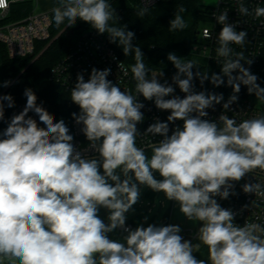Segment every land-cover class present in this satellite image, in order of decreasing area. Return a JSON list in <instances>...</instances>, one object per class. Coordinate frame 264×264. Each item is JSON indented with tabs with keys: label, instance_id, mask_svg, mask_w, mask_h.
I'll return each instance as SVG.
<instances>
[{
	"label": "clouds",
	"instance_id": "9594fccd",
	"mask_svg": "<svg viewBox=\"0 0 264 264\" xmlns=\"http://www.w3.org/2000/svg\"><path fill=\"white\" fill-rule=\"evenodd\" d=\"M238 5L242 15L254 12L256 18L264 17V7L250 12L243 0ZM7 8L8 0H0V9ZM147 11L145 6L137 15ZM185 11L181 6L169 21L170 31L188 27L180 15ZM52 13L57 27L65 21L66 27L77 20L87 22L99 34L107 33L125 56L134 53L131 72L137 95L121 91L107 79L110 69L93 68L88 79L83 73L77 75L71 101L79 113L73 117L83 124L81 131L98 153V158H88L76 150L65 121H56L37 104L35 92L25 89L26 106L0 132V260L13 264H206L193 255L200 244L185 240L179 225L126 227V214L139 202L140 186H146L175 201L187 220L200 222L196 238L207 246L211 264H264V227L237 225L236 213L215 199L235 195L230 191L232 182L255 169L264 170V116L237 122L221 114L219 124L205 119L207 109L224 101L223 94L194 92L192 83L199 78L201 84L210 80L220 87L226 77L233 94L223 103L225 110L238 100L241 85L264 101L258 77L243 66L242 53L233 58L230 47L243 46L247 31H237V25L228 21V12L216 16L222 25L216 48L217 56L224 58L220 74H194V61L168 54L177 69L172 81L185 94L181 98L167 81L149 78L143 52L133 44L135 33L127 25L110 24L115 10L107 0H59ZM140 95L154 101L157 109L170 110L165 122L157 119L144 131L162 137L149 145L150 158L136 145L137 125L145 118ZM5 101L7 107L15 106L10 94L0 95V120ZM30 111L44 127L28 116ZM178 120L182 126L169 135V124ZM242 190L264 197L261 183H245ZM101 208L107 210V223L99 216ZM116 229L127 233L122 241L109 238Z\"/></svg>",
	"mask_w": 264,
	"mask_h": 264
},
{
	"label": "built area",
	"instance_id": "2783aa9c",
	"mask_svg": "<svg viewBox=\"0 0 264 264\" xmlns=\"http://www.w3.org/2000/svg\"><path fill=\"white\" fill-rule=\"evenodd\" d=\"M26 0H8V8L0 9V21L8 18L11 6L17 2ZM140 4L145 7H152L162 0H139ZM244 5L253 12L256 7H264V0H243ZM238 0H218L215 7H210L206 22L199 28L196 33L195 42L192 46V54L206 65L222 66L224 58L218 57L216 48L218 47L217 37L222 28V25L217 23L216 16L222 12H228V21L237 25L236 30H246L247 38L243 46L232 44L233 58L235 53H242L244 61H241L244 67H252L259 63L264 55V17L256 18L254 12L251 15H242L238 12ZM52 12L34 13L28 18L14 23L0 25V44L7 47L9 57L11 59H20L31 57L34 55L36 42L47 41L50 39V28L52 25ZM207 31V36H205ZM251 60L249 65L246 62ZM123 65V68L119 67ZM110 69V74L107 79L117 84L121 91L127 90L132 95L136 96L135 84L131 68L128 67L117 55L115 50L108 43L103 34H99L91 25L79 36L75 49L62 58L50 72V80L61 85L70 93L76 83L77 75L83 73L85 79H88L91 70ZM124 69H127V75L124 74ZM161 72L148 73L149 78L157 77L159 82L167 81L174 89V95L184 97V93L172 81L174 74H163ZM193 91L208 93V80L201 84L199 78L193 80ZM216 94V93H215ZM224 97V101L214 105L213 108L207 109L208 115L204 117L210 121H218L221 114L240 122L245 119L258 118L264 116V101L255 99H238L234 102L229 110L223 108V103L229 97ZM171 98V97H166ZM138 101L144 104L141 111L144 114L143 122L137 125L140 134L137 136L136 145L144 148L145 151L151 150L150 144L158 142L162 137L151 136L144 134L148 126L154 123L157 119L161 122L167 120L170 110H159L155 107L154 101H148L142 95L138 96ZM26 104L15 107L10 114V119L13 115L19 114ZM46 110L47 108L43 106ZM195 115V114H194ZM28 116L37 120L39 117L32 111ZM182 121H175L169 124V135L177 126H181ZM219 124V121H218ZM222 126V124H221ZM83 124L76 123L74 119L70 127V132L73 135V144L78 152L88 158L97 157L98 153L91 148L90 142L86 141V137L81 131ZM234 187L230 190L235 195H230L228 199L215 197L222 208L230 209L236 213L234 223L243 226L246 223H258L264 227V197L255 195L254 193H245L242 186L245 183H261L264 185V170L255 169L248 173L240 181L232 182ZM247 206V207H246ZM126 227L135 229V225L126 222ZM121 232L127 234L123 229Z\"/></svg>",
	"mask_w": 264,
	"mask_h": 264
},
{
	"label": "trees",
	"instance_id": "16d2710c",
	"mask_svg": "<svg viewBox=\"0 0 264 264\" xmlns=\"http://www.w3.org/2000/svg\"><path fill=\"white\" fill-rule=\"evenodd\" d=\"M107 2L115 10L110 24L114 26L127 25V30L135 33L133 44L141 48L148 73L175 74L177 69L167 59L169 53H175L181 57L182 61H194L196 65V68L192 69L194 74L197 71L201 73L207 72L209 76L213 73H221L222 66L213 65L208 69L191 52L196 33L208 18L210 7L205 5V0H162L156 5L149 7L147 13L142 17L137 15V12L144 8L139 0H107ZM54 3L58 6L59 0H54ZM181 6L186 9L180 15H182L188 27L184 30L170 31L169 21L174 18ZM34 8L33 0L14 3L11 6L8 18L0 22V25L22 21L33 13ZM66 25L67 21L57 27L52 19L49 31L50 39L36 42L35 52L31 57L11 59L7 47L4 44H0V58L3 62L7 81L11 82L17 78L35 57L45 50L3 94H10L14 99L15 106L9 108L7 107V101L4 102L5 112L4 119L0 120V132L10 122L11 111L19 105L26 104L24 91L27 88H31L35 92L38 105L45 106L47 111L54 115L56 121L63 119L70 129L74 120L73 113H79V107L71 101V93L67 89L50 80V72L62 58L75 49L79 36L87 29L89 23L77 20L75 24L68 28L73 30L72 36L67 34L68 29H66V32L47 48L50 42L66 28ZM103 36L119 58L131 68L135 64L134 53L125 56L118 44L110 42L107 33H104ZM245 68H249L251 73L258 77L257 83L264 87V55L259 63ZM224 80L225 85L220 87H215L208 80V93H222L223 96L230 97L233 94V90L230 86H226V77H224ZM237 95L238 99L256 98L255 94L248 93L247 87L244 85H241V90ZM39 126L44 127L40 122ZM85 140L88 141L87 138ZM145 154L150 158L152 151H145ZM209 255V250L205 245H202L194 254L197 259L204 260L206 264H211Z\"/></svg>",
	"mask_w": 264,
	"mask_h": 264
},
{
	"label": "rangeland",
	"instance_id": "374dc122",
	"mask_svg": "<svg viewBox=\"0 0 264 264\" xmlns=\"http://www.w3.org/2000/svg\"><path fill=\"white\" fill-rule=\"evenodd\" d=\"M33 1L35 4V8L32 14L42 13L44 11V7L47 6L50 8L53 7V0H38V1L33 0ZM217 1L218 0H205V5L208 7H215ZM67 34L69 36L70 35L72 36L73 30L68 29ZM36 60L37 57H35L27 67L29 68ZM154 175L157 179H161L159 173H154ZM140 192H141L140 200L137 204L133 206L134 210L126 214L127 215L126 222L132 221L135 227H137L140 224H144L145 227H147L148 224L164 225L163 218L165 214L169 212V219L167 225L170 224L179 225L182 229L180 234L187 233L193 236L197 233L198 228L200 227L199 226L200 222L187 220V218L179 211V205L175 201L166 200L163 193L154 192L146 186H140ZM149 194L151 195L149 196ZM107 215H108L107 210L101 208L99 211V216L101 217V219L105 221V223L108 222ZM145 217H147V221H145L144 219ZM125 235L127 234L121 232L119 229H116L114 232L109 234V238L122 241ZM0 264H13V262L8 259H3L0 260ZM16 264H18V262H16Z\"/></svg>",
	"mask_w": 264,
	"mask_h": 264
},
{
	"label": "crops",
	"instance_id": "0c3cea01",
	"mask_svg": "<svg viewBox=\"0 0 264 264\" xmlns=\"http://www.w3.org/2000/svg\"><path fill=\"white\" fill-rule=\"evenodd\" d=\"M38 1V0H37ZM56 7L55 3H54V0H53V7L50 8V7H44V11L43 12H52V9ZM1 22V21H0ZM4 81H7V77H6V73H5V69H4V66H3V62L0 58V85L3 84ZM6 89V87H3V86H0V94ZM182 125V123H181ZM151 194H149L150 196ZM132 223V221L130 222ZM133 224V223H132ZM200 226V225H199ZM185 240H190L194 245L195 244H200V247L199 249L202 247V243H200V241L196 238L197 236V233L193 236H191L190 234H187V233H183V234H180ZM198 249V250H199ZM194 251L193 255L198 251Z\"/></svg>",
	"mask_w": 264,
	"mask_h": 264
},
{
	"label": "water",
	"instance_id": "95a60500",
	"mask_svg": "<svg viewBox=\"0 0 264 264\" xmlns=\"http://www.w3.org/2000/svg\"><path fill=\"white\" fill-rule=\"evenodd\" d=\"M67 28H69V27H66L56 38H54L51 42H50V44L47 46V48L56 40V39H58L64 32H65V30L67 29ZM46 48V49H47ZM45 51V50H44ZM43 51V52H44ZM43 52L41 53V54H39L38 56H37V59L43 54ZM28 69V67L11 83V84H9L7 87H6V89L0 94V95H3L24 73H25V71ZM217 94V93H216ZM168 215H169V212H167L166 214H165V216H164V218H163V224H164V226H166L167 225V219H168Z\"/></svg>",
	"mask_w": 264,
	"mask_h": 264
}]
</instances>
